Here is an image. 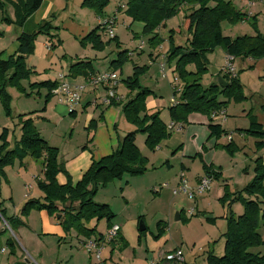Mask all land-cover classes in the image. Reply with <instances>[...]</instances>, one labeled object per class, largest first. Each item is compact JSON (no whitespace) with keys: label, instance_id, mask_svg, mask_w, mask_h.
<instances>
[{"label":"trees","instance_id":"16d2710c","mask_svg":"<svg viewBox=\"0 0 264 264\" xmlns=\"http://www.w3.org/2000/svg\"><path fill=\"white\" fill-rule=\"evenodd\" d=\"M8 2L13 9V19L6 16L0 3L1 21L6 25L21 28L31 14L38 9L42 0ZM107 5L108 0H82L81 2L82 8L92 10L97 17H103ZM184 7H187L188 14L184 17L181 29L189 34V39L183 47H178L174 45L173 33H171L168 38L169 49L166 53V62L168 64L170 61L174 62V71L184 83L178 102L176 101L177 103L169 108L170 121L174 124L186 123L188 116L193 113L211 118L213 112L223 110L230 102L241 103L246 100L237 73L235 76H229L220 71L215 76L224 80L227 84L224 88L211 85L203 89L198 83L200 76L207 71V55L211 54L215 48H221L226 55L234 59L264 58V34L256 31L254 36L243 35L234 39L223 35L220 23L227 22L232 25L245 19V14L233 6L232 0H126L124 14L131 22L141 23L143 25L142 34L149 36ZM55 18V15H52L49 19L42 21L31 33H20L16 39L18 43L16 52L6 60L0 59V104L6 117L11 116V97L8 89L16 90L25 98L38 95L40 90H45L44 103L52 98L51 91L57 86V82L32 83L27 89H24L21 83L29 81L34 74L27 66L26 60L33 54L34 43L39 35H44L48 39L50 49L60 45L57 36L51 34L52 31L57 30L52 26ZM251 25L255 28L254 24ZM100 31L98 25L78 41L79 45L81 47L90 45L91 49L96 52L103 51L110 40L103 42ZM158 42L157 36L149 39L153 48L159 45ZM117 57L120 60L110 64L120 69L121 60H125L128 56L125 50H122L118 52ZM188 65L194 66V73L186 71L185 68ZM89 75H93L91 61H78L68 68V77L71 79L86 78ZM123 83L130 92H136L135 96L121 109L125 121L135 127V131L125 135L111 154L96 162L92 161L88 170L74 185L63 164L58 161L57 150L40 138L30 119L32 113L19 116L21 136L12 150L9 149L6 141V130H3L0 135V177L5 176L6 167L16 161L21 162L26 157L40 161L42 166V178L35 177L36 187L41 197L28 200L21 210L23 215L36 210L44 211L49 217L59 216L58 222L65 232L72 230L85 238H90L94 229H87L84 223L102 219H105L108 225L111 223L114 216L109 207L93 202L95 192L113 181L121 180L123 176L139 177L146 172L147 160L135 145V134L138 132L144 134V145L150 151H154L163 140L169 137L166 125L158 119V113L150 115L146 113L145 102L150 92L140 87L135 77L127 78ZM34 91H36L35 94H33ZM73 112L71 111L70 115H73ZM96 127L97 121H91L88 131ZM207 128L210 137L218 138L224 133L218 125L210 124ZM244 133L264 140L263 128L253 118H250L249 127L244 130ZM263 146L264 141L257 143L258 148ZM222 148L229 154L234 152L231 142ZM256 162L254 178L243 190L248 196L264 199V187L262 186L264 165L260 159ZM203 169L204 175L212 173L214 179L219 176L211 171V166H204ZM60 173L66 178V183L63 185H59L56 181ZM234 199H240V197ZM241 201L244 207L243 214L236 219L231 216L226 218L223 255L219 258L209 255L208 264H264V254L249 252L251 248L263 243L257 233V228L259 221L264 220V210L261 211L258 201ZM0 216L6 222L7 219L1 211ZM100 239L99 237L98 240Z\"/></svg>","mask_w":264,"mask_h":264},{"label":"rangeland","instance_id":"374dc122","mask_svg":"<svg viewBox=\"0 0 264 264\" xmlns=\"http://www.w3.org/2000/svg\"><path fill=\"white\" fill-rule=\"evenodd\" d=\"M249 1L254 2L256 6L251 9L253 16L252 18H250L246 25L250 26L251 32H253L255 35L256 31H259V25H262L261 23H264V0ZM81 2L82 0H80L78 5L71 10L69 16L75 22L80 21L84 23H89L90 19H92L93 17L92 15L95 16V14L92 10L89 9H87L86 12L82 14L80 12ZM232 3L233 6L237 8V10L246 15L247 8L243 9L240 6V2H236V0H232ZM120 4L124 5V0ZM110 10L111 9H109V11ZM185 16L186 13L180 11L171 19H168L164 23V27L160 28L158 32H155L149 36H144L142 34V29L137 31L132 29L131 31V28L130 30H128L127 28L134 23L139 25L140 23L131 22V20H129L130 22H128L119 14V16L117 17V26H115L114 29V33H116V35L118 34L121 41L123 42L122 46H119L123 50H125L127 56L129 53L135 50V40H133L132 38L133 32L138 33L137 36L142 37L143 49L144 47L146 49L143 51V57L141 59V56H139L140 54H136L133 58L127 57L125 60H121L122 65L120 69L113 67L112 64H110L109 66L112 70L116 71L119 78L121 75L122 81H125L127 80V78L130 77H135V81H137V83L141 87L142 85L145 86L144 89L148 90L151 95H153L154 98L159 101V110L155 113H158V119L162 124L166 125L167 129L169 123L171 122L169 117V99L171 98L172 93L168 88L169 81L167 79L161 78V76L154 70H150V66L153 64L157 66L158 61L151 64V61L148 60H150L151 58L153 60L155 59V56L158 54L157 49L160 46V51L165 52V54L167 53L169 49L168 38L171 33L175 32L176 29H181V25ZM123 20L126 22L124 23L125 26L122 23ZM240 23L241 21L234 23L231 26L240 27ZM251 24H254L255 28H253ZM100 34L102 35V39L107 40V37L102 31L100 32ZM63 35L66 36L65 34ZM155 36H157V38L159 39V45L154 48L156 50V53L153 52L152 54H150V48L147 47V44L153 50V47L149 43V39ZM187 39L188 38L185 37V40L182 44L175 43L174 40L173 43L175 46L183 47ZM73 41L74 40L72 38L65 39V44H62L60 49H53H57L55 51V54L59 55L61 54V51H63L62 54L67 53L74 55L75 50L77 48L79 49V44ZM114 45L115 42L110 40L108 46H106V49L104 51L96 52L91 49H86L85 56L87 57V60H92L94 62V66H96V68H107V65L100 66L102 65L101 62L105 60V58H107L108 60L110 59V57H113L112 59H110L113 61L119 59L117 57V54L121 50L115 49ZM43 52L44 49L41 48V53L38 54L40 60L32 64L38 65L39 63L40 66H45L42 57ZM222 53L223 51L221 48H215L211 54L207 55L209 57H207V60L209 59L207 71L200 76V80L198 82L203 89H206L211 85H218L215 76L221 71L220 59ZM73 58L74 56L72 57V59ZM35 59H37V56L33 58V60ZM174 66V62L170 61L168 71H170V75L173 77L172 80H177L176 85L179 86V89L181 90L184 86V83L178 78L177 74L175 73ZM185 69L188 73L195 72V68L193 65H188ZM215 71H218L216 75L214 73ZM236 73L240 76V73H238L237 70ZM120 85L122 86L118 87V94H122L124 90L127 89L124 83ZM249 85L252 92L258 94L262 92V94H264V88L260 86L264 85L263 80L261 81L259 78L256 77V81H254L253 83L251 82ZM153 86L159 87H155L154 90H151ZM156 89H158L159 91H157ZM242 90L244 96L247 97L248 93H246L245 95V89H243V87ZM11 91L13 93V97L10 103V117L5 116L2 106L0 104V135L3 133V130H6L5 137L7 140V129H11V133L8 140L11 139L10 142L12 146L9 149L12 150L15 147V142H17L15 140L19 137L18 130H14L15 125L19 120V116L22 117L23 115H27L29 113H32V115H38V111L41 110L40 106L43 105V99H28L16 92V90ZM178 98L179 95H176L175 99ZM38 106L39 109H37ZM67 119L68 120H65L61 124H59L57 128L62 131V134H66L65 140H68V137L73 132V135L71 137V144H73L75 140H77V138L79 137V132L77 131H81L82 121L79 120L78 126H75L73 131L71 130V127H69V124L73 119H71L70 117ZM122 121L123 120H121V123L119 124L120 129H122L123 127L122 123L124 122ZM39 123L38 126H40ZM5 125H8L9 127H4ZM53 125L54 123L50 124V126ZM12 131H15L14 135ZM168 132L169 137L163 140L158 146H162L161 148L165 150L169 149L170 147H173V152H168L169 154L167 158H170L172 155L179 152V148H181L183 145L180 138L181 132L169 129ZM140 134L141 133H139L137 138H140V136L144 137L143 133L141 135ZM230 136L232 137V142L231 140L229 142H231L232 146L234 147V152H232V154H229L222 148L229 144L228 142H226V135H221L218 138L212 137L217 140V144L215 146L216 152L214 161H212V165L208 164L207 166H211V171H213L214 174H218L219 176L214 179L212 175L213 180H211L210 191L207 193V195L205 194L197 198L194 202L187 200L188 202L186 204L181 201L182 203L177 205V201H180V199L171 196L170 189L168 188V177L173 176L176 172H179L180 174L181 171L184 173L187 180V173L201 174L204 170L203 167L208 162L207 156H205L204 159L203 153H205V151L208 152V158L213 153L212 149L208 148L206 150V147H203L200 156L195 157V162L193 163V165L191 164L192 166H188L187 163H192L193 160L191 161L186 159L183 162L184 168L180 169L179 171L178 168L172 170L171 166L169 168H166L169 163H167L165 161L166 159L163 157H161L160 159L163 160L161 161V163H157V161L154 162V170L159 166H161L162 168L153 176L154 179L157 180V183L154 188L158 189L162 185L166 184L168 189L162 188L159 189L156 193L153 192L152 189L144 190L145 192L136 195L134 198H131L130 195L124 196L123 192L120 191V188H123L125 186V179H130L129 176H123V180H118L122 183L120 188L117 186H113L116 185V182L114 181V184H109L104 188H99L95 192L92 200L94 203L99 205H110L109 209L114 214H116V223L119 227H121V231H119V233L122 232L123 238L121 242H119V236L118 239L113 240L112 242L104 241L99 262L95 260V256L93 253L88 252L82 246V248L78 246L77 240L75 238H78L79 240H97L100 237V234L105 231L107 223L105 219L99 221L92 220L84 223V226L87 229H94L93 235L90 238H85L82 235H77L72 230L65 232L63 230V226L60 225L58 222L59 216H52V223H57L63 234L66 235V237H64L66 238V240L64 238L57 239L58 243L60 242L59 245L65 247L66 250L71 252L69 259L66 260V262L61 261L60 263L82 264V259H85L84 257H86L87 263L83 264H174L161 260L162 254L166 255L173 253L174 251H179L182 254L184 260H186L184 264H208L207 257L209 255H213L217 258L221 257L224 253L226 218L231 216L233 219H236L243 214L244 207L241 203V200L258 201L260 203L261 211L264 210L263 198L248 196L243 190L248 184L251 183L254 178V168L257 163L256 160L260 159L262 164L264 165V146L262 148L257 147V143L264 140H261L260 138H256L251 135H246L243 139H240L237 136V132L235 130L231 131ZM140 154L144 158H146L147 165L149 166V162H152L151 160L148 162L149 156L155 155L156 151H150L144 146L140 147ZM158 156L160 157V155H155V158H157ZM14 165L15 164H12L11 166L6 167V170H10L11 174L16 170L14 168ZM170 165H174V163H170ZM11 167H13V170H11ZM36 169L37 170L35 172L38 173V170H40L38 164ZM165 170H168L169 172L165 174ZM6 180L10 181V183L6 184ZM0 183H2L0 184V189L4 187L7 190L8 187L12 190V199H10L8 195H4L6 199L4 202L15 214L12 218H7L5 215V211L2 209V203H0V211L4 214V217L7 219V224L5 226L2 221L3 219L0 216V228L3 229L0 232V248L4 247L6 250L5 254H0V264H8V259L9 264H26L24 262L26 255L23 251H21L18 241L24 242L25 236L30 234H35L37 237L40 238L47 237V235L49 234H46L41 229V224L38 219H29L30 212L34 210H31L27 215H23L21 213V210L23 209L24 205H22L19 209L15 210L16 204L20 196H22L23 194H29V196H33L32 192L26 190L20 191V189H18L17 187L18 184L13 182V178L11 175H5L4 177H0ZM28 184L30 185H27L26 188L32 187L33 182ZM142 184V182H138L133 186L134 188H136L137 185L138 187H140V185ZM262 186L264 187V180L262 182ZM217 188H220L219 194L218 192L216 194ZM35 191L36 190L34 188L33 193ZM159 192L160 194L157 195V193ZM235 197H240V199H234ZM33 198L35 197L33 196ZM33 198L30 197V199ZM3 199L4 198H2V200ZM27 201L24 202L26 203ZM191 208H194V213L192 217L186 214L187 210ZM181 210L184 211L180 213ZM177 214H180V218H178ZM27 222H29V224ZM21 227L23 228V234H20L19 232V228ZM31 228L34 230L42 231L32 232ZM257 233L263 243L259 246L251 248L249 252L253 254L262 255L264 254V220L262 219L259 221ZM62 256H65V253H63ZM32 260L33 261H31L29 264H39L35 258L32 257Z\"/></svg>","mask_w":264,"mask_h":264},{"label":"crops","instance_id":"0c3cea01","mask_svg":"<svg viewBox=\"0 0 264 264\" xmlns=\"http://www.w3.org/2000/svg\"><path fill=\"white\" fill-rule=\"evenodd\" d=\"M11 2H14L15 0H8ZM7 0H0V3L2 4L3 10L5 11V14L8 18L13 19V9L12 6L9 4ZM123 0H108V5L105 9V12L103 14V17H109L112 16L115 11H117L116 15V24H117V17L119 14L128 22H130L129 18L126 17L124 14L125 10V3L124 5L120 4ZM80 0H42L40 6L36 11H34L31 16L26 20V22L23 24L21 28L15 27L14 25H6L1 21L2 13L0 11V59L6 60L8 57L12 56L18 47V43L16 42V39L18 35L22 32L24 33H31L35 30L36 26L41 23L44 20L49 19L52 15H55V19L52 21V26L54 28H57L56 31H52L51 34H55L60 41V45L57 46V49H60L62 44H65V39L72 38L77 44H79V40L83 38L86 34H88L90 31L94 30L98 27V20L99 17L92 15V19H90L89 23L84 22H75L72 20L69 16V13H71V10L74 9ZM236 2H240V6L244 9L247 8V12L245 15V19L241 21L240 27L239 26H231L227 22L220 23V29L224 36L230 37L231 39L246 35V36H254V33L251 32L250 26H247L246 24L252 18L253 13L251 12V9L256 6L254 2H251L249 0H236ZM109 9H111L109 11ZM81 13L83 14L86 12L87 9H83L81 7L80 9ZM123 10V11H122ZM180 11L183 13L188 14L187 7L182 8ZM249 18V19H248ZM123 25L126 23L123 20ZM138 23V22H137ZM262 25H259L258 32L260 34H264V23H261ZM117 26V25H116ZM162 26L161 28H163ZM128 30L131 31L134 29L135 31L143 29V25L139 24H132L129 27H127ZM159 30V29H158ZM158 30L156 32H158ZM101 32V31H100ZM99 32V33H100ZM65 34L66 36H64ZM185 34V35H183ZM138 33L133 32L132 38L134 41V48L135 50L128 54L129 58L135 57L136 54H140V59L143 57V51L146 49L142 45L141 50H137L139 43H143L142 37L137 36ZM185 37L189 39V34H186L184 30L182 29H176L175 32H173V40L175 43L182 44L185 40ZM115 49L123 50L119 45L122 46L123 42L121 41L119 35L115 33ZM103 42H106L107 40L102 39ZM116 43H118V46H116ZM39 46V49H38ZM79 49L77 48L75 50V54H67L63 53L61 51V54L56 55L55 51L50 49L48 39L44 35H39L34 43V51L33 54L26 60L27 66L31 69L34 74L30 77L29 81L22 82V86L24 89H27L29 84L32 83H41V82H58V77L60 75H64L70 83H81L85 80V77H78L76 79H71L68 77V68L77 63L78 61H91L92 67H93V74L99 73V72H106V71H114L109 66L111 62H113V57H110V59L103 60L100 66L107 65V68L102 67L99 69L98 67L94 66V62L92 60H87V57L85 56L86 49H91L90 45H87L85 47H81L80 45ZM106 46L104 47L103 51L106 49ZM153 47V45H151ZM120 47V48H119ZM147 47L150 48V54L153 52L156 53V50L152 48L147 44ZM41 48L44 49L43 52V63L45 66H40V64H32L34 62H38L40 60V57L38 56L39 53H41ZM63 49V48H62ZM125 49V48H124ZM161 46L157 49L158 54L155 56V59L152 58L148 61H151L152 63H155L158 61L157 66L154 64L150 66V70H154L157 72L161 78L167 79L168 82V88L170 89L172 93V97H176V95H179L180 93V87L176 85V82H174V79L172 80V76L170 75L169 64L166 62V54L165 52L160 51ZM53 50V51H52ZM93 50V49H91ZM94 51V50H93ZM223 51V50H222ZM88 52V51H87ZM37 56V59L33 60ZM68 56V57H67ZM74 58L72 59V57ZM151 57V56H149ZM208 57V56H207ZM31 58V59H30ZM209 58V57H208ZM30 59V60H29ZM225 59L226 54L225 51L221 54L220 59V66L221 71L224 72L225 67ZM209 60V59H208ZM109 63V64H108ZM209 63V62H208ZM164 64L163 68H161V65ZM235 71L237 70L238 73H240V76L238 74V80L240 84L242 85L243 89H245V95L247 94L246 100L241 103H233L230 102L227 104V106L223 109L224 111V118L218 117L216 119H212L210 117H207L205 115H201L198 113L190 114L187 118L186 124H174L172 122L169 123V126H173V129L170 130H176L177 132H181L180 138L182 141V147L179 148V152L172 155L170 158L168 157V152H173V147L165 150L162 149V146H157L154 150L156 151L155 155H160L157 158H155V155L149 156L148 162L151 160L152 162H149V166L147 165L146 172L139 176V177H129L130 179H125V186L121 187V180L114 181L116 182L117 187H121L120 191L123 192V195H130L131 198H134L136 195H139L142 192H145L144 190L153 189L157 183V180L154 179V174L159 172L162 168L161 166L157 167L155 170L153 169L155 166V161L157 163H161L160 160L161 157L165 158L166 162L169 163L166 168L172 167L171 169H177L178 171L182 168L183 162L188 160H193L192 163H187L188 166H192L195 162V157L200 156V153L202 152L203 147H206V150L212 149L213 153L208 158V152L205 151L203 153L204 159L205 156H207V166L208 164L212 165V161H214L215 157V146L217 144V140L210 137V133L208 131V125H218L221 130L224 132L222 135H229L231 134L232 130H235L237 132V136L240 139H243L246 134L244 133V130H246L249 127V120L250 118H253L256 120L258 124H260L264 131V94L262 92L260 94L252 92L250 88V83L256 81V77L259 78L261 81H264V58L254 60L251 58H235L232 62ZM116 72V71H115ZM218 73V71H217ZM216 75V74H215ZM120 83L117 86L116 94L117 99L113 100L112 104H104L102 103V98L105 94L103 89H87L85 93L82 95L80 104L75 108L73 115H70V112L68 109L61 104H58L54 98H51L47 103H44L40 106L41 110L38 111V115H31L30 119L32 120L40 138L44 140L50 147L54 148L58 152V161L63 164V167L66 171V173L69 175L72 184H76L82 175L88 170V168L91 165L92 161H98L99 159L108 156L111 154L113 150H115L120 142L121 139L135 131V127L128 124L123 115H122V106L130 101L136 94V92H130L128 89H125L122 94H118V87L122 86L120 84L123 83L122 77L120 75ZM216 77V81H217ZM209 82V80H208ZM207 82V83H208ZM262 88H264V85H260ZM141 87V86H140ZM144 88L145 86L142 85ZM155 87L159 86H153L151 90ZM173 87H175L179 92L174 95ZM11 90L14 89H8V93L12 99L13 93ZM159 91L158 89H156ZM15 91V90H14ZM17 92V91H16ZM36 91L33 92L35 94ZM46 92L45 90H40L38 92V95H32L30 98L32 99H39L45 96ZM258 97V98H256ZM28 98V99H30ZM169 99V107L172 106ZM178 100V99H175ZM145 108L147 114H153L155 112H158L159 110V101L154 98L153 95H150L146 98L145 102ZM39 109V106L38 108ZM73 119L71 123L69 124V127H71V130L74 131L75 126H78L79 120L82 121L81 125V131L79 132V137L73 144H71V137L73 135V132L68 137V140H65V135L62 134V131H60L57 127L59 124H61L63 121L68 120L67 118ZM80 118V119H79ZM121 120H123L122 123L123 127L120 129L119 124L121 123ZM91 121H97V127L94 130L88 131V126ZM40 122V123H39ZM77 122V123H76ZM38 123L40 126H38ZM51 123H54L53 126H50ZM8 125H5L6 127ZM9 127V126H8ZM50 128V129H49ZM178 128H180L178 130ZM7 129V128H6ZM18 130L19 137L15 140L18 141L21 136L20 131V125L17 122L15 125L14 130ZM169 129V128H168ZM8 131V137L7 142L9 144V148L11 145V139H9L11 129H7ZM13 135L15 131H12ZM140 132L135 134V145L138 148L140 152V147H144V138L140 136V138H137ZM81 134V135H80ZM142 134V133H141ZM140 134V135H141ZM62 135V136H61ZM226 136V140H227ZM214 139V140H213ZM91 140V141H90ZM230 140L232 142V137L230 136ZM226 142L229 143L227 140ZM184 143V144H183ZM210 154V153H209ZM170 163H174V165H170ZM14 169L15 171L11 174L10 170L5 169V175H11L13 178V182L18 184V189L20 191H29L32 192L33 196H29V194H23L18 199V202L16 204V209H19L22 205L25 204L24 201H27L28 199L33 198H40L41 193L36 187V181L35 177H39V179L42 178V166L40 161H35L29 157L24 158L21 162L16 161L14 163ZM37 164L40 167L39 172H35L37 169ZM192 164V165H191ZM11 170H13V167H11ZM177 171V170H176ZM168 170H165V174L168 173ZM178 174L179 172H176L173 176L168 177L169 182V189L170 194L172 197H177L180 199V201H177V205L184 202L187 204V199L183 195L174 196L172 195V189L177 186L178 183ZM204 175V170L201 174H188V184L190 186H195L199 180ZM137 178V179H135ZM123 180V179H122ZM133 180H141V181H133ZM56 181L59 185H63L66 183V178L64 174L60 173L56 177ZM32 187H27V185H30L28 183H32ZM114 182L110 184H114ZM142 182L143 184L140 185V187L134 188V184ZM10 181L6 180V184H9ZM2 184V183H0ZM109 185V184H108ZM7 187V186H6ZM35 188V192L33 193V190ZM167 188V189H168ZM133 190V191H132ZM161 192V191H160ZM157 193V195L160 194ZM220 193V188L216 189V194ZM128 193V194H126ZM4 195H8L10 199H12V190L7 187V190L2 187L0 189V203H2V209L5 211V215L7 218H12L15 214L12 212V210L8 207V205L4 202L6 199ZM28 195V196H27ZM207 195V194H206ZM27 196V197H26ZM2 198H4L2 200ZM199 198V197H198ZM197 199V198H196ZM182 201V202H181ZM196 201V200H195ZM106 203V202H105ZM175 204V203H174ZM109 208L110 205L106 204ZM183 208V207H182ZM184 210H181L183 212ZM112 212V211H111ZM114 218L111 221V223L108 225L106 223L105 231L100 234V240H93V241H101L104 237V234L106 230L110 227V225L117 224L116 221V214L112 212ZM34 216V217H32ZM178 218H180V214H177ZM30 220L38 219L41 224V229L46 233L49 234L47 237H37L35 234L33 235H26L24 242H19V247L21 251L25 253V260L24 262L26 264H29L32 260V257L37 260L39 264H63L60 263L61 261L66 262V260L70 257V251L66 250L65 247L59 245L57 239H61L66 237L65 234L61 231L60 227L51 221V217H49L44 211H31L29 214ZM3 224L6 226V222L4 219L2 220ZM29 224V222H27ZM32 225V224H30ZM23 228H19L20 234H23ZM3 229L0 228V232ZM32 232L36 231H42V230H34L32 229ZM119 231H121V227H119ZM56 237V238H54ZM58 237V238H57ZM119 242H121L122 238V232L119 233ZM66 240V238H64ZM77 240V245L81 247V240L78 238H75ZM90 240V239H88ZM83 241V240H82ZM6 243V242H5ZM6 245V244H5ZM82 248V247H81ZM84 251V250H83ZM6 253V250L4 247L0 248V254L3 255ZM65 253V256H62V254ZM85 253V252H84ZM86 254V253H85ZM85 259H82V264L87 263L86 257ZM162 258V257H161ZM80 259V258H78ZM151 259V258H149ZM162 260V259H161ZM186 260H184L185 263ZM183 263V264H184ZM9 264V259H8Z\"/></svg>","mask_w":264,"mask_h":264},{"label":"built area","instance_id":"2783aa9c","mask_svg":"<svg viewBox=\"0 0 264 264\" xmlns=\"http://www.w3.org/2000/svg\"><path fill=\"white\" fill-rule=\"evenodd\" d=\"M117 11L112 16L109 17H99L98 25L101 31L105 34L108 40H112L115 37L114 29L116 26V15ZM143 43H139L137 50L142 49ZM132 54V53H131ZM234 58L226 55L225 59V67L224 72L229 76H235V69L232 64ZM164 64L161 65L163 68ZM177 81L174 79V82ZM120 83V79L118 74L115 71H106L99 72L93 75H89L85 78V80L81 83H70L69 80L64 76L60 75L58 77L57 86L51 91V95L56 100L58 104L64 105L69 112L74 111L75 108L80 104L82 95L85 93L87 89H103L105 94L102 98V103L109 104L111 101L117 99V86ZM174 95L179 91L173 87ZM178 102V101H177ZM176 100L174 97L171 98L170 103L175 105ZM218 117L224 118V111L220 110L218 112H213L211 114L212 119H216ZM169 130L173 129V126L168 127ZM180 128H178L179 130ZM227 140L230 141V136L226 135ZM212 173L210 175H204L199 178L197 184L193 187L189 186L188 181L181 171L178 175V183L177 186L172 189V195L178 196L183 195L187 198V200L194 202L196 198L207 194L210 191L211 186ZM167 188V185L164 184L160 188H153V192H157L159 189ZM194 213V208L187 210V215L192 217ZM119 236V226L117 224L111 225L105 232L104 237L101 241H93L85 239L80 242L81 246L85 248L90 253H93L95 256V260L97 262L100 261V254L103 249L104 241L112 242L113 240L118 239ZM162 260L174 263V264H183L184 258L179 251H174L173 253L163 255Z\"/></svg>","mask_w":264,"mask_h":264},{"label":"water","instance_id":"95a60500","mask_svg":"<svg viewBox=\"0 0 264 264\" xmlns=\"http://www.w3.org/2000/svg\"><path fill=\"white\" fill-rule=\"evenodd\" d=\"M215 74L217 73V71H215L214 72ZM217 82H218V85L220 86V87H226L227 86V84L224 82V80L221 78V77H218V79H217ZM177 220H178V218H177ZM142 230V229H141Z\"/></svg>","mask_w":264,"mask_h":264}]
</instances>
